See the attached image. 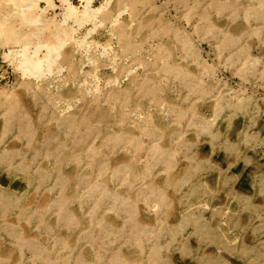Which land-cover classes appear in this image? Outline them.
<instances>
[{"label": "rangeland", "instance_id": "rangeland-1", "mask_svg": "<svg viewBox=\"0 0 264 264\" xmlns=\"http://www.w3.org/2000/svg\"><path fill=\"white\" fill-rule=\"evenodd\" d=\"M0 264H264V0H0Z\"/></svg>", "mask_w": 264, "mask_h": 264}]
</instances>
